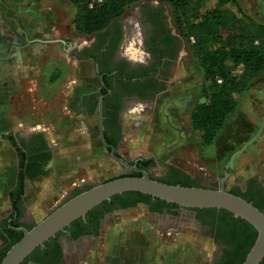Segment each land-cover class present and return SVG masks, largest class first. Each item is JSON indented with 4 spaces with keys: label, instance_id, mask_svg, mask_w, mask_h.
Wrapping results in <instances>:
<instances>
[{
    "label": "rangeland",
    "instance_id": "1",
    "mask_svg": "<svg viewBox=\"0 0 264 264\" xmlns=\"http://www.w3.org/2000/svg\"><path fill=\"white\" fill-rule=\"evenodd\" d=\"M238 1L250 20L244 18L225 31L253 35L258 25L264 26V0ZM147 5L161 7L171 31L178 32L166 2L133 4L116 19L127 31L131 27V35L126 34L120 49L129 59L133 51H143L141 13ZM213 5L214 1L208 0L201 10ZM74 12L69 0H0V132L42 131L52 148L45 175L29 181L36 189L37 199L34 207L24 205L31 224L71 197L74 189L119 177L124 171L100 140L97 80L92 64L74 58L70 52L72 47L81 48L92 39L76 32ZM142 56L141 53L138 60ZM229 70L232 74L241 73V67L231 63ZM162 72L171 85L167 92L149 106H128L122 114L123 138L118 148L121 157L127 161L153 158L154 163L145 170L155 177L164 175L167 164H175L203 187H218L226 172L230 174L225 183L232 187L243 186L251 176L260 175L264 182V127L234 157L233 167L228 166L232 153L258 131L263 119L264 67L240 91L228 93L234 108L210 143L202 141L201 132L193 129L190 117L196 104L205 101L203 88L207 82L200 63L185 47L184 53L166 63ZM15 172L14 155L0 142V222L9 212L7 190L14 183ZM143 217L142 209L107 215L102 238L88 241L80 253L61 264H101V258L110 254L117 239L131 236L146 240L144 235L153 230L136 221L146 222ZM3 245L0 239V248ZM150 246L162 254L175 250L174 264H208L213 252L211 241L182 232L173 234L171 241H156Z\"/></svg>",
    "mask_w": 264,
    "mask_h": 264
},
{
    "label": "flooded vegetation",
    "instance_id": "2",
    "mask_svg": "<svg viewBox=\"0 0 264 264\" xmlns=\"http://www.w3.org/2000/svg\"><path fill=\"white\" fill-rule=\"evenodd\" d=\"M156 7L147 5L141 13V21L144 28V33L141 34L140 39L143 50L141 51L143 54L142 60H138L141 59L139 50L138 57L134 59L128 55L129 59L120 53L121 44L131 27L127 31L117 22L118 20L111 22L101 32L90 35L92 39L85 46L81 48L72 47L70 49L72 56L76 59V55H88L89 57L82 60H89L92 64L94 76L97 80L96 111L98 102L101 100L102 133L106 144L102 142L101 137L100 140L109 156L113 148L114 154L121 157L118 148L123 138L122 114L124 110L128 106L133 107V105H140V107L149 106L154 103L158 96L166 93L171 85L164 76L162 68L166 63L174 61L184 53L185 43L178 33L175 34L170 31L171 35L178 36V38L167 37L163 42L155 36V18L158 13ZM130 35L129 33L128 36L130 37ZM173 56L175 58L171 59ZM105 137H108L109 140H106ZM0 142L6 144L12 151L16 171L20 154L19 149L27 153L28 157L42 156L39 162L43 170H46L51 159L52 148L50 140L44 132L38 130H1ZM142 159V157H138L128 162L137 166ZM171 167L178 168L179 166L167 164L162 177H155L146 172L152 178L165 181V176L169 175ZM134 171L124 168L122 175H132ZM249 178L255 182L250 183ZM249 178L244 184L247 187L249 186L254 193L257 192V196L264 197V182L261 180L260 175ZM12 186H14V183ZM12 186L8 190L12 189ZM225 186L228 190L232 188V185L227 182ZM260 189L262 190L261 193L259 192ZM7 200L9 212L6 217L7 221H11L16 216L17 211L13 204L9 202L8 195ZM109 207H112L110 211H104ZM135 209L143 210V218L146 219L147 223L136 221L140 222L143 228H151L154 232L150 231L147 236L144 235L146 240L143 237L130 238L131 236H126L125 239H117L114 247L110 250V254L101 258L103 264H174L177 260L175 250L166 251L162 254L161 251L152 248L150 244L161 240L171 241L173 234H179L180 232L196 235L213 243V252L208 264H227L229 259L228 252L232 251L233 246L227 240L226 231L223 228L225 220H220L223 216L221 211H219L220 209H216L210 215L207 210L199 211L197 209L183 208L179 205L163 203L153 197L148 199L139 195L126 194H120L119 197L114 198L113 202L110 201L100 205L95 211V214L101 215L99 219L94 220V218H91L90 220H85L84 225L79 224L74 227V230L81 231L76 237H73V231L69 225V229L65 228L63 231H59L60 233H56L57 235L55 234L61 248V258L57 264L63 263L66 258H72L73 254L80 253L88 241L100 240L105 229L104 219L107 215L113 212ZM19 212L21 213L19 222L22 224L19 227L26 228V225H30L31 222L26 219L24 197L19 206ZM4 219L5 217L2 218L1 222ZM237 225L235 224V227ZM16 231L20 232L21 230L16 229ZM14 236L15 234H13ZM67 245H73L74 247L69 249ZM37 255L36 258L38 259L30 258L24 262L22 261L21 264H48L44 261L46 257L42 253H37ZM39 259L44 263H40Z\"/></svg>",
    "mask_w": 264,
    "mask_h": 264
},
{
    "label": "trees",
    "instance_id": "3",
    "mask_svg": "<svg viewBox=\"0 0 264 264\" xmlns=\"http://www.w3.org/2000/svg\"><path fill=\"white\" fill-rule=\"evenodd\" d=\"M13 3H21L29 0H9ZM75 8L72 23L78 34L92 35L102 30L117 18L121 17L126 10L133 4L148 0H102L100 3L89 7V0H69ZM166 2L172 10L173 22L176 26L177 33L183 38L185 47L195 60L200 63L202 68L205 85L203 88L204 102H199L191 112V124L193 129L201 132L202 141L210 143L216 136L223 119L234 108V101L229 96L231 91H240L249 83L264 67V26L258 25L257 31L253 35H246L237 31H225L233 23H241L244 18H250L244 13L238 0H213L214 5L209 9L202 11L203 4L208 0H158ZM156 7V6H155ZM158 13L155 18V36L163 42L167 37L173 39L178 36L171 35V28L166 20V15L161 7H156ZM78 59L89 57L88 55H76ZM173 56L171 59H174ZM241 67L240 74H232L229 70V64ZM218 79L221 81L218 82ZM106 138V137H105ZM106 140H109L108 137ZM17 171L14 178L13 188L7 191L9 202L15 207L16 216L13 220L7 221V217L0 225V239L4 245L0 248V261L5 255L8 248L18 241L23 232H17L16 228L22 224L19 222V206L24 197L26 182L33 180L39 175H45V170L39 162L40 157L27 156L25 152L19 149ZM154 163L153 158H143L138 168L145 170ZM132 175H140L139 172H133ZM123 176V175H121ZM168 184H180L183 186H200L199 183L183 170L175 167L170 168L169 175L163 181ZM250 183L255 181L249 178ZM247 183V182H246ZM85 186L82 189H74L71 196L88 189ZM231 193L237 194L252 202L255 206L264 209V197L257 196L254 191L243 186H233ZM261 189L259 192L261 193ZM123 194L142 196L150 199L151 196L140 192H125ZM111 197L109 202H113L115 197ZM163 203L165 200L155 198ZM104 201L89 210L84 218H78L72 223L70 229L73 231V237H76L81 231L74 230L79 224L84 225V221L91 218L99 219L101 215L95 214L100 205L109 203ZM177 205L175 203H170ZM112 207L104 211H110ZM197 210H207L210 215L216 211V208H202ZM223 214L220 220H225L223 228L226 231V237L233 246L232 251L228 252L227 264H241L245 259L247 252L252 246L256 230L246 220L240 217H233L232 213L220 209ZM235 224H238L235 227ZM34 224L26 225L29 229ZM69 226L65 227L69 229ZM60 233V232H59ZM13 234L15 236L13 237ZM58 234V233H57ZM56 234V235H57ZM49 238L42 247H37L27 258H36L37 253H42L48 264H57L61 258V248L57 237ZM40 260V259H39ZM22 263V262H21ZM20 263V264H21ZM40 263H44L40 260ZM259 264H264V258Z\"/></svg>",
    "mask_w": 264,
    "mask_h": 264
},
{
    "label": "water",
    "instance_id": "4",
    "mask_svg": "<svg viewBox=\"0 0 264 264\" xmlns=\"http://www.w3.org/2000/svg\"><path fill=\"white\" fill-rule=\"evenodd\" d=\"M97 112L100 137L106 144L102 133L101 100L98 102ZM263 127L264 116L258 131L230 156L228 161L230 168L233 167L234 157L256 139ZM113 150L112 148L110 156L114 161L125 169L138 171L140 175H123L91 185L88 189L61 202L42 219L34 223L31 228L17 227L16 229L21 230L23 234L8 248L0 264H20L37 247H42L44 242L59 231H63L76 219L84 218L86 213L95 206L109 201L114 195L132 191L175 203L183 208H216L231 212L233 217L246 220L256 230L255 240L241 264H259L264 258V210L227 189L225 181L229 172L224 174L216 188L168 184L150 177L146 170L139 169L135 164H130L127 160L115 155Z\"/></svg>",
    "mask_w": 264,
    "mask_h": 264
},
{
    "label": "crops",
    "instance_id": "5",
    "mask_svg": "<svg viewBox=\"0 0 264 264\" xmlns=\"http://www.w3.org/2000/svg\"><path fill=\"white\" fill-rule=\"evenodd\" d=\"M41 176V175H39ZM39 176H37L36 178H38ZM29 181L27 182V187L25 189V193H24V205H27L29 208H31L32 206L34 207L37 203V199H36V194H35V187L33 186V184H29Z\"/></svg>",
    "mask_w": 264,
    "mask_h": 264
},
{
    "label": "built area",
    "instance_id": "6",
    "mask_svg": "<svg viewBox=\"0 0 264 264\" xmlns=\"http://www.w3.org/2000/svg\"><path fill=\"white\" fill-rule=\"evenodd\" d=\"M102 0H89V7H92L94 4L100 3ZM221 80L218 79V82Z\"/></svg>",
    "mask_w": 264,
    "mask_h": 264
},
{
    "label": "bare ground",
    "instance_id": "7",
    "mask_svg": "<svg viewBox=\"0 0 264 264\" xmlns=\"http://www.w3.org/2000/svg\"><path fill=\"white\" fill-rule=\"evenodd\" d=\"M135 52H136V51H133V56H132L133 59L138 57L137 54H135Z\"/></svg>",
    "mask_w": 264,
    "mask_h": 264
}]
</instances>
